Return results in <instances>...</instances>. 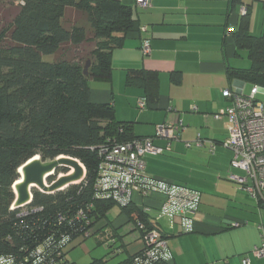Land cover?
Wrapping results in <instances>:
<instances>
[{
  "label": "trees",
  "instance_id": "1",
  "mask_svg": "<svg viewBox=\"0 0 264 264\" xmlns=\"http://www.w3.org/2000/svg\"><path fill=\"white\" fill-rule=\"evenodd\" d=\"M229 4L240 5L241 0ZM0 21V264H72L68 252L117 206L111 190L98 186L99 178L106 176L101 175L102 149L154 136L136 137L133 124L118 121L110 104L89 99L90 80L109 78L111 51L122 46L128 33L139 32V26L131 8L118 0H23L7 13L0 10ZM80 21L90 31L78 25ZM248 24L247 11L232 37L237 54L246 51L249 67L227 68V74L230 80L264 88V33L252 36ZM87 47L90 50L84 51ZM48 56L53 57L50 63L43 60ZM87 60L91 65L84 76ZM125 84L143 89L147 107L156 101V72L128 70ZM62 156L84 167V180L51 194L33 189L28 206L12 209L19 169L34 157L48 163ZM120 209L135 227H144L141 240L145 230H156L167 244L146 208L132 202ZM98 235L109 252H119L114 229L101 228ZM137 254L120 264H130Z\"/></svg>",
  "mask_w": 264,
  "mask_h": 264
},
{
  "label": "crops",
  "instance_id": "2",
  "mask_svg": "<svg viewBox=\"0 0 264 264\" xmlns=\"http://www.w3.org/2000/svg\"><path fill=\"white\" fill-rule=\"evenodd\" d=\"M118 1L131 8L139 29L146 27L147 31L128 33L122 46L111 51L110 76L104 81L90 80L89 99L110 104L118 121L133 124L136 137L153 136L159 125L182 124L179 139L171 143L169 151L144 158L149 178L199 194L191 233H181L176 215L158 222L166 235L169 264H242L245 258L249 264H264V258L250 254L262 241L264 206L230 179L243 173L231 167L232 153L222 146L228 137V118L214 119L230 106L222 95L224 90L245 94V83L230 80L227 74V68L246 69L233 65L241 51L237 54L232 32L245 9L249 33L261 36L264 0H241L236 6H230L229 0H149L146 9L137 7L136 0ZM142 39L149 42L148 56L141 54ZM136 69L158 74L157 99L143 109L138 107L139 100H145L143 89L125 84L127 71ZM198 138L202 145L196 144ZM154 145L164 148L166 142L156 140ZM209 168L212 170L206 172ZM163 202L159 193L133 195L134 206L146 208L150 217L157 216ZM116 218L123 223L106 217L85 240L96 237L98 245H103L98 230L114 229L121 246L115 254L122 253L123 262L141 251L143 243L140 233L125 241L119 229L128 224V234L137 229L122 212ZM235 223L240 226L232 227Z\"/></svg>",
  "mask_w": 264,
  "mask_h": 264
},
{
  "label": "built area",
  "instance_id": "3",
  "mask_svg": "<svg viewBox=\"0 0 264 264\" xmlns=\"http://www.w3.org/2000/svg\"><path fill=\"white\" fill-rule=\"evenodd\" d=\"M136 5L146 9L150 2L136 0ZM245 11L243 9V15ZM139 30L146 32L147 28L141 27ZM140 51L143 56H148L150 48L146 39L141 40ZM259 93L264 94V88L253 86L248 94L224 90L222 95L230 102V106L216 114L214 119H220L222 116L228 118V137L222 146L232 153L231 167L243 173L242 177L231 176L230 179L253 200L264 205V103L257 99ZM138 107L140 109L146 107L144 99L139 100ZM181 130H183L181 122L176 125H159L155 127L154 136L151 138L103 148L101 175L106 173V176L102 175L99 178L98 186L110 189L115 203L121 208L131 204L135 194L143 197L151 191L162 194L164 202L159 207L154 221L159 222L164 217L173 218L176 215L180 220L181 231L191 233L194 228L193 217L199 204V194L183 186L148 179L144 176L143 158L146 155L156 156L169 151L171 143L179 139ZM156 140H163L166 146L161 148L154 145ZM196 144L202 145L203 141L198 138ZM85 175L78 184L84 180ZM138 179H141L143 191L137 185ZM145 211L148 212L147 209ZM239 226V223L233 224L234 228ZM136 228L140 232L144 231V227L140 224L136 225ZM88 237L89 235L85 234V238ZM142 243V252L135 255L130 264H153L160 260L169 262L171 259L167 244L158 231L145 230ZM251 256L258 259L264 258L263 233L260 245L251 250ZM242 264H249V259H243Z\"/></svg>",
  "mask_w": 264,
  "mask_h": 264
},
{
  "label": "water",
  "instance_id": "4",
  "mask_svg": "<svg viewBox=\"0 0 264 264\" xmlns=\"http://www.w3.org/2000/svg\"><path fill=\"white\" fill-rule=\"evenodd\" d=\"M90 65V61L87 60L83 66L84 76H88ZM59 169L69 170V173L66 171L65 175L57 176L52 183L47 185L46 180L55 176ZM18 173L20 178L12 187L15 195L12 209L28 206L32 200L31 191L33 189L51 194L78 184L85 175L83 166L76 159L63 156L48 163H43L39 157H34L24 164Z\"/></svg>",
  "mask_w": 264,
  "mask_h": 264
},
{
  "label": "rangeland",
  "instance_id": "5",
  "mask_svg": "<svg viewBox=\"0 0 264 264\" xmlns=\"http://www.w3.org/2000/svg\"><path fill=\"white\" fill-rule=\"evenodd\" d=\"M23 4V0H0V10L3 13L9 12V10H12L13 7L16 6H21ZM3 18V17H1ZM3 24L2 21H0V26ZM80 26H83L85 30L88 32L90 31V26L84 22L80 21L79 24ZM90 47L84 48V51H89ZM43 60L45 62H52L53 57L48 56L44 57ZM236 61L234 62L233 65H236L237 67H243V68H248L249 67V61L247 58V53L245 51L239 52V57L235 59ZM252 88V85L250 84H245L244 85V93L248 94ZM257 99L264 103V94L259 93L257 95ZM189 164V163H188ZM61 170V169H59ZM64 170V169H63ZM212 169H205L206 172H210ZM66 171L69 170H64L61 171L59 174H55V177L60 176V175H65ZM46 184L49 185L48 181L46 180ZM121 212L120 207L115 206L107 216L108 221L110 222H115V220L118 222H122L121 220L123 219H117L116 216ZM130 225H123L122 228L119 229L118 233L120 235H124L123 238H125V241H130L133 240L135 237H139V231L136 230L135 232L133 231V234H128L127 232L129 231ZM104 245V246H103ZM103 245H98V241L96 237L86 239L83 243L80 245H77L74 249L70 250L67 254L68 260L72 264H95V262L102 263L101 264H118L124 259V255L122 253L120 254H112L109 252V249H107L106 246V241L103 243ZM117 246V245H116ZM116 246H114L116 248ZM120 251V250H119Z\"/></svg>",
  "mask_w": 264,
  "mask_h": 264
},
{
  "label": "bare ground",
  "instance_id": "6",
  "mask_svg": "<svg viewBox=\"0 0 264 264\" xmlns=\"http://www.w3.org/2000/svg\"><path fill=\"white\" fill-rule=\"evenodd\" d=\"M82 166V165H81ZM71 172V171H70Z\"/></svg>",
  "mask_w": 264,
  "mask_h": 264
}]
</instances>
